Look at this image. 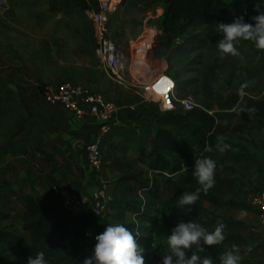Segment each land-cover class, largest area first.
<instances>
[{"label": "trees", "instance_id": "1", "mask_svg": "<svg viewBox=\"0 0 264 264\" xmlns=\"http://www.w3.org/2000/svg\"><path fill=\"white\" fill-rule=\"evenodd\" d=\"M165 13L162 15V30L165 38L184 35L188 29L197 28V32L187 37L190 47L201 56L211 39L222 34L217 33V23H231L238 17L245 22L252 23V17L264 12V0H162ZM51 14L72 16L90 10L88 0H46ZM42 84V83H41ZM40 85V91H42ZM21 104L14 100V104L4 102L0 97V160L7 157H29L33 149L40 157H44L52 173L64 170L66 175L74 176L67 161L63 158L62 150L52 145L48 147L44 138V131L34 115L21 118ZM193 111V110H192ZM236 111L246 118L264 119V99H247L239 104ZM170 114L158 118L159 126L155 130V144L150 150L140 147L137 159L147 167V170L161 174L182 172L177 181V188L173 194L160 200L159 185L156 180L150 179L147 171L133 169L117 163L119 181L124 183L135 182L146 198H122L115 200L118 210V223L124 224L134 234H137L138 243L144 249L145 264H150L152 248L155 245V228L160 225L169 234L180 222H198L207 213L206 205L214 210L230 208L238 211H251V205L241 200L243 189L237 185L238 170L225 163L216 162V171H224L229 176L215 177V186L205 194L201 191L200 197L190 207H178V198L184 192H194L199 184L192 176V171H182L183 162L194 163L195 153L190 147L188 139L198 138L194 132L191 114ZM205 120L212 118L203 114ZM171 127V130L165 127ZM226 149L234 153L237 159H250L247 148L240 142L226 141ZM231 148V149H230ZM49 150V151H48ZM30 161L34 162L33 157ZM215 171V172H216ZM46 205L39 198L31 195L24 196L25 209L22 216L21 233L14 229L10 221L11 216L1 213L0 221V264H27L28 257L38 252L45 254L47 264H83L78 257L79 249L70 240L69 227L78 219L69 216L60 207L59 201ZM125 213L131 214L136 222L125 221ZM213 231L219 224H224L225 240L217 246L203 245L205 251L201 257L209 255L215 264H219L218 256L224 252L223 247L230 243H243L245 237L244 222L233 215L225 217L209 214ZM199 223V222H198ZM204 227V226H203ZM193 251H196L195 247ZM153 264V263H152ZM240 264H262L261 261H251L242 258Z\"/></svg>", "mask_w": 264, "mask_h": 264}, {"label": "rangeland", "instance_id": "2", "mask_svg": "<svg viewBox=\"0 0 264 264\" xmlns=\"http://www.w3.org/2000/svg\"><path fill=\"white\" fill-rule=\"evenodd\" d=\"M10 9L17 8L19 14L13 13L9 17V22L0 23V37L7 42L12 51L20 59L29 63L39 80L42 89L46 86H57L62 83H71L80 88H87L92 92H98L105 96L107 100L115 102L123 108L130 104H137V115L144 114L145 125L136 134L134 130L119 132L117 137L125 145L121 148L131 150L138 156L140 147L150 150L155 144V130L159 126L158 118H164L170 114H186L187 112L177 108L172 111L165 110L159 100L144 97L141 90L129 86L117 85L112 78L99 67L95 58V40L88 11L80 12L72 16H62L49 12L46 0H6ZM6 8L5 5L0 7ZM165 8L162 0H149L148 3H141L136 0H121L116 11L110 19V33L113 39L131 53L132 71L140 81L150 79L153 72H166L177 78L181 93L191 94L195 98L196 107L191 114L192 123L195 124L194 132L199 134L200 139H188L190 147L194 150L195 159L203 158L206 149L205 129L210 128L211 119L205 120L203 109L211 108L217 100L216 92L223 88L222 72L220 63L223 57L219 54L216 43L220 40L215 37L210 40L203 54L190 47L186 40L188 36L197 32V28H190L184 35L170 36L166 39L162 30V15ZM139 81V82H140ZM42 83V84H41ZM139 86V83H135ZM236 84V82H235ZM39 85V86H40ZM136 91L137 93H134ZM179 92V93H180ZM42 98V97H41ZM171 104L167 102V107ZM136 115V116H137ZM171 130V127H165ZM244 140H247L246 137ZM242 138V139H243ZM209 147L219 142L218 137L209 135ZM231 149V148H230ZM27 161V159H26ZM143 165V170L147 171L150 179L156 180V184L161 187L159 190L160 200L157 202L158 208L166 198L177 188V181L182 172L170 174L169 172H156L147 170ZM192 166L184 169L193 170ZM152 174V175H150ZM176 176L172 177L171 176ZM228 176L224 171H216L215 177ZM114 178H119L115 175ZM241 180V179H240ZM119 181L116 180L115 183ZM7 181L0 184V214H8L16 223L15 210L5 204L4 186ZM56 184V183H54ZM176 184V186H174ZM243 194L241 200L251 204L252 197L260 189V184H250L243 177L241 180ZM162 185V186H161ZM238 185V184H237ZM69 188L71 184L67 185ZM102 186V185H100ZM99 186V187H100ZM215 186V184H214ZM172 187V188H171ZM74 191L79 189L72 188ZM173 189V190H172ZM133 188L125 189L124 192L134 193ZM140 196L146 198L141 192ZM126 194L125 198H128ZM124 197H115L111 194V201L105 204L102 219L95 217L91 212L85 216L95 228L96 235L100 234L109 224L118 223V210L115 200ZM7 201V200H6ZM207 213L198 222L205 228H211V218L209 214L225 217L228 215L238 216L239 219H250L251 211H236L230 208H220L214 210L210 205H206ZM15 219V220H14ZM125 221L131 220L128 214L124 216ZM84 220H76L77 224ZM5 223L4 221H0ZM252 233L260 236L258 228L252 224L249 228ZM82 231V230H81ZM167 235H170L162 226L155 228V245L152 248L151 262L160 261L162 256L167 254ZM259 245L261 255L256 261L264 262V240ZM252 244H250L251 246ZM245 248L240 249L243 252ZM150 263V264H152Z\"/></svg>", "mask_w": 264, "mask_h": 264}, {"label": "crops", "instance_id": "3", "mask_svg": "<svg viewBox=\"0 0 264 264\" xmlns=\"http://www.w3.org/2000/svg\"><path fill=\"white\" fill-rule=\"evenodd\" d=\"M136 1L148 3L149 0ZM88 2L90 9L96 8L95 0H88ZM2 5H5L6 8L0 10L1 24L9 22L11 14L20 13L17 8L10 9L6 0H0V7ZM236 46L240 55L235 57L231 55L224 56L219 64L220 67L222 66L220 69L223 74L221 81L224 86L216 92L215 105L203 109L204 114L212 118L210 128H206L204 132L206 149L203 157H211L216 162L235 167L238 174L228 176L237 178V184L242 189L241 180L243 177L246 181H250V184H260L261 189L264 188V119L246 118L238 113L236 109L239 104L247 99H264V50L256 49L254 43L250 41L241 40ZM28 65L29 63L20 59L8 43L0 37L1 99L8 104H14V100L18 101L22 106L20 110L22 119L28 115H34L38 118L44 131L46 145L48 147L56 145L62 150L63 158L70 165L74 176L66 175L64 170L52 173L44 157H40L33 149L29 157H7L0 160V184L7 181L3 187V199L5 204L8 202L9 207L15 210L14 215L17 219L16 223L13 224L14 229L18 233L22 232V216L25 209L24 196L31 195L48 205L54 200L50 192V186L54 183L63 186L71 184L72 188L79 189L76 192L88 197L100 185H106L110 194L115 197L125 198L128 194V198L144 199L143 196H140L141 191L137 183H124L120 182L118 178H114L116 174L119 175L116 167L117 163L124 165L129 163L133 169H143L136 153L125 150L124 147L121 148V145H125V143L117 135L119 132L131 129L137 134L140 128L145 125L142 123L144 114L137 115L138 109L131 112L127 106L120 107L116 125L103 142L101 165L94 168L88 162L84 146L94 138L97 132L96 122L89 116L77 118L60 105L45 102L41 98L40 82L36 78L37 75ZM175 79L177 80V78ZM242 85L247 86L242 88ZM134 88L139 89V86L135 85ZM179 92L180 96L186 95ZM134 93L137 92L134 91ZM209 135L222 138L223 143L226 141L242 143L247 148L250 159H237L234 153L227 150L221 153L216 148L218 142L214 144L215 146L209 147V144H211L208 141ZM243 137H246L247 140H244ZM197 139L203 141L201 137L195 138V140ZM31 157H33L34 162L30 161ZM187 166H190V163L183 162L182 171ZM172 177L176 176L173 175ZM116 180L119 182L115 183ZM130 187L133 188V194L130 191L124 192L125 189H130ZM172 194L173 192L170 196ZM125 214H128L130 218L132 217L129 213ZM250 214H252L250 219H241L244 222L242 234L245 237V242L226 244L223 251L236 245L239 249L245 248L243 252L240 251L242 258L256 261V259L263 257L259 245L264 238L247 229L251 224L258 228L253 213ZM98 218L102 219V217ZM12 220L13 218L10 219V221ZM81 230V223H73L69 227V237L78 247V257L83 263L86 257L92 255L96 241L86 242L82 237ZM250 244L252 245L250 246Z\"/></svg>", "mask_w": 264, "mask_h": 264}, {"label": "built area", "instance_id": "4", "mask_svg": "<svg viewBox=\"0 0 264 264\" xmlns=\"http://www.w3.org/2000/svg\"><path fill=\"white\" fill-rule=\"evenodd\" d=\"M120 1L95 0L96 8L88 11L95 40L94 54L101 70L120 86L134 87L138 82L142 95L159 100L161 106L167 111L177 108L183 111L194 110L195 98L191 94L180 96L178 81L171 74L152 71L153 76L145 81H140L134 76L131 53L116 42L110 33V19ZM41 97L49 104L60 105L77 118L89 116L96 122L97 132L94 138L85 144L84 152L89 164L94 168L99 167L102 161L104 139L113 131L120 107L115 102L107 100L101 93L92 92L68 82L44 87ZM167 102L171 104L170 107H167ZM127 107L131 112L137 110V104H130ZM50 192L69 216L84 220L81 223L82 237L88 243L94 242L96 232L92 224L86 221L85 216L91 212L95 217H101L105 204L112 200L107 186L98 187L89 197L60 184H52ZM250 205L259 234L264 238V188L255 193ZM131 220L136 222L133 216ZM153 264H161V262L157 261Z\"/></svg>", "mask_w": 264, "mask_h": 264}, {"label": "clouds", "instance_id": "5", "mask_svg": "<svg viewBox=\"0 0 264 264\" xmlns=\"http://www.w3.org/2000/svg\"><path fill=\"white\" fill-rule=\"evenodd\" d=\"M252 23L245 22L238 17L231 23H217V33L222 39L217 43L221 57L239 56L237 43L241 40L254 43L256 49L264 50V12L253 16ZM247 85H242L246 87ZM216 148L223 153L229 146L218 137ZM216 161L211 157L194 160L192 176L199 184L194 192H184L178 198V207L195 205L201 191L205 194L215 184ZM224 224H219L213 231L207 230L200 223L180 222L167 235V254L162 256V264H215L209 256L201 257L203 245L217 246L225 240ZM95 246L91 256L83 260V264H145L144 249L138 243L137 234H134L122 223L109 224L95 236ZM195 247L196 251H193ZM250 251V249H249ZM242 256L238 246L233 245L218 256L219 264H240ZM27 264H47L45 254L38 252L34 257L29 256Z\"/></svg>", "mask_w": 264, "mask_h": 264}]
</instances>
